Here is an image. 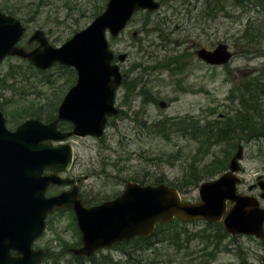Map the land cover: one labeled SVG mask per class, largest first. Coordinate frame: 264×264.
Listing matches in <instances>:
<instances>
[{
  "label": "rangeland",
  "instance_id": "1",
  "mask_svg": "<svg viewBox=\"0 0 264 264\" xmlns=\"http://www.w3.org/2000/svg\"><path fill=\"white\" fill-rule=\"evenodd\" d=\"M160 1L161 7L155 12H137L120 36L113 38L107 33L111 49L116 54H128L125 61L115 59L125 80L140 82L129 96L123 85L118 90L116 102L122 113L111 118L100 139L91 135L69 139L75 160L68 175L78 178L80 189L97 201L122 192L127 180L153 183L157 177H162L165 182L179 185L191 164L204 173L209 167L207 164L212 165L215 160L229 161L237 147L231 149L227 140L210 146H201L197 140L174 134L167 140L156 134L151 125L166 117L182 120L185 115L201 119V123L208 120L221 123L234 117L242 105L233 94L263 67L264 7L256 1L250 6H240L234 0ZM105 4L103 0H0V9L13 5L15 15L27 25L22 44L36 29H42L50 42L59 46L88 26ZM253 33H257L256 36ZM220 42L227 43L235 52L225 66L208 65L194 52L195 44L212 48ZM175 57L182 71L179 74L166 67L170 59L175 63ZM10 64H22L27 69L24 71L27 77L19 78V88L14 92L0 87V104L8 109L16 105L57 102L59 105L75 83L76 72L70 73L71 67L56 65L47 70L50 75H45L36 73L19 57L5 59L0 66L1 76ZM48 76L50 84L45 81ZM159 99L169 101V107L161 109L156 103ZM6 117L9 127L14 129L9 122L12 118L8 114ZM242 144L245 148L238 189L257 196L264 203L259 191L249 188L256 182L257 175L264 174V136ZM209 176L211 174H206L200 180L216 177ZM199 184L185 185L183 197L197 200ZM67 223L66 217H56L35 243L43 247L50 245L60 258L54 260L51 256L42 264H78V260L69 255L57 254L61 245L56 237H68L76 231L74 226L67 231ZM164 229L167 230L165 240L145 251L173 259L169 264H264V241L247 234L233 235L219 223L176 221ZM176 232L181 233V248L171 245L170 238L176 236ZM201 233L214 237V243L209 244L210 241L197 236ZM191 251L193 260L185 255ZM117 258L116 251L106 249L96 253L94 260L96 264H115ZM82 261L84 264L93 262Z\"/></svg>",
  "mask_w": 264,
  "mask_h": 264
},
{
  "label": "water",
  "instance_id": "2",
  "mask_svg": "<svg viewBox=\"0 0 264 264\" xmlns=\"http://www.w3.org/2000/svg\"><path fill=\"white\" fill-rule=\"evenodd\" d=\"M159 6L156 0H109L90 25L61 46H53L42 30H36L30 42L37 40L40 44L30 51L17 45L26 29L22 21L0 12V64L7 55H18L40 69L59 63L77 70V81L53 121L29 118L11 130L0 109V264H40L46 251L33 249V242L43 233L48 213L61 206L75 208L84 242L76 252L87 255L135 235L149 236L157 222L175 216L222 220L231 233L255 234L264 239V208L254 197L237 193L240 178L234 172L240 168L242 146L231 160L230 171L204 182L200 201L194 202L183 201L179 190L167 184L129 181L120 196L86 207L78 198L76 180L59 176V172L70 170L73 161L72 144L62 141L73 135L101 137L109 116L119 113L115 94L123 74L114 63L115 53L106 32L117 37L137 10L153 11ZM197 55L208 63L224 64L232 53L227 44L221 43L214 50L200 48ZM126 58V53L118 55L121 61ZM165 104L160 102L162 107ZM60 120L70 121L72 129H60ZM54 141L60 143L55 145ZM47 167L52 169L49 174L45 173ZM51 183H73V188L47 197ZM228 200L234 203L229 210ZM12 250L19 254L12 255Z\"/></svg>",
  "mask_w": 264,
  "mask_h": 264
},
{
  "label": "trees",
  "instance_id": "3",
  "mask_svg": "<svg viewBox=\"0 0 264 264\" xmlns=\"http://www.w3.org/2000/svg\"><path fill=\"white\" fill-rule=\"evenodd\" d=\"M105 3H107L108 0H103ZM245 0H234L235 3H243ZM256 1L258 4H261L264 6V0H249L248 2L254 3ZM40 2L39 4H41ZM106 5V4H105ZM105 5L100 8L103 9ZM13 5H9L4 8L3 11L14 14L16 13V10H14ZM99 9V10H100ZM2 10V9H0ZM102 11V10H101ZM98 11L97 13H99ZM96 13V14H97ZM264 30V24L261 26ZM264 33V32H263ZM257 34V33H255ZM254 33L253 35L256 36ZM174 64L171 63V59L169 60L170 64L172 66L173 70L180 69L178 57H175ZM26 64L33 68V70H36V73H43L45 75H50V72L43 71L40 69H36L34 65H32L30 62L25 60ZM27 67V66H26ZM23 71V74H22ZM24 71H27V69L22 64H10L8 68L5 69V72L3 76L0 75V81L2 84H0V87L3 90H10L11 92H14L16 89L19 88V78L22 80L26 78L27 76ZM3 71H0L2 73ZM74 69H71L70 73H74ZM174 72V71H173ZM175 71L174 73H176ZM178 73V72H177ZM75 75V74H74ZM18 79V82H17ZM47 84H50V77H46L45 79ZM139 85V82L133 81V83H127V94L134 92L136 87ZM240 100L243 104L244 111H241V113L238 115L236 114L234 117L224 120L221 123H216L215 121H206L202 123L200 126H196L194 123V118L189 116H184L170 119V118H164L161 119L158 122H155V124H159V126L164 128L157 129L155 132L157 134H162V136L166 139H170V135L172 132H181L183 136H186L190 138L191 140H197L201 146L206 145L210 146V144H216L223 140H227L229 143V147L233 149L236 147V143H238L239 135L243 132L242 129H244V126H248V130H250L249 133L254 136H258L262 129H260L259 124L261 122H264V106L262 107L261 101H264V65L261 67L256 75H254L247 83H243L239 87ZM235 96V94H233ZM50 105V107H48ZM0 107L2 110H4L11 118L10 120L11 124L16 126L23 122L28 117H34L41 119L43 121H50L54 119L57 115L58 111V102L57 104L52 103H45L43 105H16L13 106L12 109L6 108L4 104H0ZM184 123L183 124H181ZM167 127V128H166ZM231 137V138H230ZM206 150L203 151L205 153ZM216 161V162H215ZM212 165L207 164L209 169L207 168L204 173H201L196 170L193 164L190 165L189 171H186L184 178L180 180L179 185H177L181 190L185 185L192 184V183H198L200 179L206 175L210 174L213 171V168L215 169H221L224 166L227 165V161H220L215 160ZM223 163V165H222ZM225 163V164H224ZM135 181H139L140 183L144 184L146 181L138 180V179H132ZM165 182V180L162 177H157L154 184ZM173 224L170 223L169 226ZM164 224H160L153 234V237H161L162 236V228L164 227ZM180 234L176 232V236H172L170 238L171 242L174 245L180 246ZM201 238L206 239V241H210L209 244L214 243L213 238L211 235L206 234H199ZM143 241L137 240V247L140 249H145L150 246V240L148 239H141ZM96 264V263H94Z\"/></svg>",
  "mask_w": 264,
  "mask_h": 264
},
{
  "label": "flooded vegetation",
  "instance_id": "4",
  "mask_svg": "<svg viewBox=\"0 0 264 264\" xmlns=\"http://www.w3.org/2000/svg\"><path fill=\"white\" fill-rule=\"evenodd\" d=\"M197 47H199L198 44H195V48L197 49ZM161 99L156 100V103H158L159 106V101ZM168 102V101H167ZM170 102L167 103L166 107H169ZM246 127V126H244ZM242 141L244 143L250 141V138L248 135H245V137L242 139ZM264 178V177H263ZM261 179L259 178V175H257L256 177V182L250 184V190H258L259 195L261 196L262 190L259 186ZM68 189V188H67ZM80 192V198L82 199V201L84 202L85 205L87 206H91L93 204H91L92 202L90 201V195L84 193L83 190L79 189ZM59 218V217H66L68 219V221L74 222L76 221L77 224V218H76V214L75 211L70 208V207H64V208H59L55 211H53L50 215H49V220L53 219V218ZM54 220V219H53ZM68 229L67 231L72 230L73 228L69 225V223L67 224ZM73 235L71 236H62L57 238L60 241V249L57 252L60 256L62 255H69L70 257H72L73 259H77V260H83L86 259L87 256L84 254H78L75 252V249H78L80 247H82L83 242H82V236H81V232H77V231H73ZM164 235L167 234V230H163ZM151 237H149L148 239H150ZM134 238L130 239V240H123L109 248H105V249H100L98 252L104 251L106 249H108L110 252L112 251H116L118 254V258L115 261V264H138L137 261H139V264H169V262L174 261L173 259H167L165 257L160 258L158 255H156L153 252H148V251H137V246L135 241H133ZM45 248L48 250L52 251V248L50 247V245L45 244L44 245ZM42 246H35V248H40ZM95 253V255H96ZM212 255V254H211ZM111 257V255H110ZM208 257V256H207ZM112 258V257H111ZM207 259H212V258H207ZM211 262H208V264H210Z\"/></svg>",
  "mask_w": 264,
  "mask_h": 264
}]
</instances>
